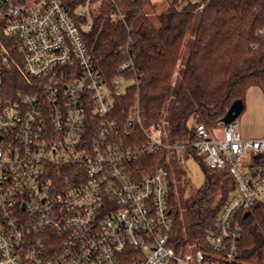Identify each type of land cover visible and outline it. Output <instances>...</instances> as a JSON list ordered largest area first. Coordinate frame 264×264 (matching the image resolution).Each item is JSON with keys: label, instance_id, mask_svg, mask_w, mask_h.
<instances>
[{"label": "built area", "instance_id": "1", "mask_svg": "<svg viewBox=\"0 0 264 264\" xmlns=\"http://www.w3.org/2000/svg\"><path fill=\"white\" fill-rule=\"evenodd\" d=\"M105 1L0 0V264H245L240 216L264 203V137L220 121L170 144L141 123L139 99L118 113L142 78L130 59L109 87L94 64L83 34ZM2 38L17 42L20 89ZM177 152L236 185L195 253L172 240L171 173L143 162Z\"/></svg>", "mask_w": 264, "mask_h": 264}, {"label": "trees", "instance_id": "2", "mask_svg": "<svg viewBox=\"0 0 264 264\" xmlns=\"http://www.w3.org/2000/svg\"><path fill=\"white\" fill-rule=\"evenodd\" d=\"M37 0H16L30 4ZM167 8L157 12L152 0H107L93 29L83 34L94 64L105 83L131 74L119 72L132 59L142 84L127 91L118 113L139 99L140 119L150 127L165 122L173 142L192 141L191 124L212 129L226 116L232 104L246 98L251 88L264 95V0H165ZM118 8L124 20L114 17ZM131 39V41H129ZM9 53L8 86L20 89L27 83L15 39L2 38ZM129 45L128 53L125 52ZM185 45L188 51L183 58ZM242 112V113H243ZM164 153L147 156L143 162L154 169L166 168ZM206 184L191 191L185 204L184 226L176 187L170 185L172 240L202 245L214 219L235 190L226 171L203 168ZM245 218L239 257L245 264H264V203Z\"/></svg>", "mask_w": 264, "mask_h": 264}, {"label": "rangeland", "instance_id": "3", "mask_svg": "<svg viewBox=\"0 0 264 264\" xmlns=\"http://www.w3.org/2000/svg\"><path fill=\"white\" fill-rule=\"evenodd\" d=\"M156 6L157 12H163L167 8L165 0H152ZM188 51V46L185 45L183 50V58ZM245 111L238 117L239 132L244 139H260L264 137V96L260 90L253 88L249 91L247 97ZM166 140L172 144L170 139V131L167 124L161 122ZM194 124H191L193 127ZM217 130V129H215ZM218 133V132H217ZM178 153V159L183 160L181 153ZM166 162V160H165ZM168 170L171 173L172 182L176 187L181 216L184 226L187 225V215L185 204L191 191L200 190L206 184V175L203 167L193 158H185L183 162H177L172 159L168 164ZM197 248L194 241L190 240L187 243V252L195 253Z\"/></svg>", "mask_w": 264, "mask_h": 264}, {"label": "water", "instance_id": "4", "mask_svg": "<svg viewBox=\"0 0 264 264\" xmlns=\"http://www.w3.org/2000/svg\"><path fill=\"white\" fill-rule=\"evenodd\" d=\"M245 106L241 100L235 101L232 106L230 107L229 111L227 112L226 116L222 119V122L225 124H230L233 121L237 120L238 117L242 114ZM250 215L247 212L244 217L247 218Z\"/></svg>", "mask_w": 264, "mask_h": 264}, {"label": "crops", "instance_id": "5", "mask_svg": "<svg viewBox=\"0 0 264 264\" xmlns=\"http://www.w3.org/2000/svg\"><path fill=\"white\" fill-rule=\"evenodd\" d=\"M191 1H193V2H197V1H199V0H191ZM251 89H253V88H251ZM251 89H250V90H251ZM256 89H258V88H256ZM250 90H249V91H250ZM258 90H260V89H258ZM260 92H261V90H260ZM248 93H249V92H248ZM262 94H263V93H262ZM263 96H264V95H263ZM247 97H248V95H247ZM247 99H248V98H246V104H247Z\"/></svg>", "mask_w": 264, "mask_h": 264}]
</instances>
